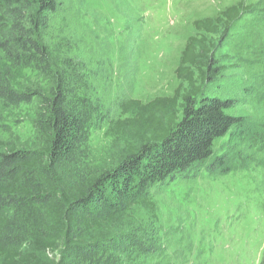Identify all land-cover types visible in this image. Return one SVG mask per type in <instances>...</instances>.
I'll return each mask as SVG.
<instances>
[{"label": "trees", "instance_id": "obj_1", "mask_svg": "<svg viewBox=\"0 0 264 264\" xmlns=\"http://www.w3.org/2000/svg\"><path fill=\"white\" fill-rule=\"evenodd\" d=\"M59 6L0 0V105H38V145L0 150V264H141L165 248L152 188L201 166L217 139L244 125L228 112L234 99L208 85L220 73L211 37L230 32L250 6L239 1L193 22L173 94L120 101L103 158L91 152L85 99L73 96L80 66L68 56L62 67L45 40ZM47 251L60 257L47 261Z\"/></svg>", "mask_w": 264, "mask_h": 264}, {"label": "rangeland", "instance_id": "obj_2", "mask_svg": "<svg viewBox=\"0 0 264 264\" xmlns=\"http://www.w3.org/2000/svg\"><path fill=\"white\" fill-rule=\"evenodd\" d=\"M58 1L45 40L62 67L68 56L80 66L74 88L81 90L73 96L85 99L98 158L109 146L108 120L122 115L120 101L173 94L181 53L196 33L193 22L239 1L250 6L230 32L211 37L220 73L208 85L212 94L234 99L228 112L244 117V125L217 139L201 166L152 188L158 244L167 250L140 263L264 264V0ZM37 109L0 105V150L38 145ZM222 156L225 163L211 170ZM42 256L57 261L60 251Z\"/></svg>", "mask_w": 264, "mask_h": 264}]
</instances>
